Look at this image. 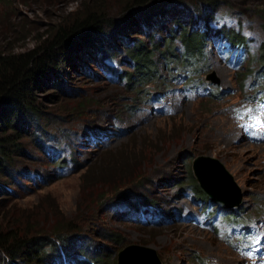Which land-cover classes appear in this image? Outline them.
<instances>
[{
    "label": "rangeland",
    "instance_id": "obj_1",
    "mask_svg": "<svg viewBox=\"0 0 264 264\" xmlns=\"http://www.w3.org/2000/svg\"><path fill=\"white\" fill-rule=\"evenodd\" d=\"M130 2L0 0V51L31 50L41 36L83 18L88 6L103 10L112 20ZM185 4L186 13L166 10L151 26L131 21L120 35L99 36L88 51L83 47L86 56L95 57V64L76 65L69 57L74 66L60 67L58 89L41 83L35 88L49 118L43 133L53 138L49 136L47 149L54 146L56 153L42 150L30 126L18 127L22 144L6 176L0 177V230L55 239L74 229L84 241L76 246L86 247L83 257L76 253L66 263L57 259L43 264H85L84 260L92 263L114 254L117 259L128 246L152 250L160 264H201V260L203 264H252L260 255L250 251L256 235L258 250L264 251V230L258 229V225L264 229V131L260 128L264 97L258 100L262 103L258 121L244 123L235 113L255 105L250 104L251 83H257L256 90L264 87L255 78L261 72L257 59L264 43V0H217L223 11L215 16L214 8L200 10L195 1ZM204 27L241 34L248 40L249 60L233 70L218 50L228 39L209 42L205 59L192 68L199 70V76L192 78L209 88L189 100L180 92L184 68L166 61L167 50L173 58L180 57V43L171 34L179 35L181 28L200 32ZM133 42L156 46L158 69L153 80L128 87L121 79L112 82L111 71L132 73L128 51ZM110 44L113 50L103 55ZM139 90L141 95L136 94ZM162 92L166 93L162 102L146 101ZM201 156L217 161L231 176L239 202L226 211L236 213L238 223L246 225L245 239L236 230L228 231L222 218L209 224L203 218L202 214L209 219L212 215L203 213L204 198H196L190 188L193 162ZM55 160H65V167L58 170ZM155 216L161 221L152 223ZM254 221L260 222L251 230ZM4 264H23V260Z\"/></svg>",
    "mask_w": 264,
    "mask_h": 264
},
{
    "label": "trees",
    "instance_id": "obj_2",
    "mask_svg": "<svg viewBox=\"0 0 264 264\" xmlns=\"http://www.w3.org/2000/svg\"><path fill=\"white\" fill-rule=\"evenodd\" d=\"M130 1L126 5L123 14L118 17H113L112 20L103 13V10H99L97 7L96 9H92L88 6L83 11V18L73 21L71 25L58 27L52 34L49 32L45 36H41L31 50L24 53H15L14 51L8 53L9 50L0 51V177L6 176L5 174L9 168L8 164L13 159L14 152L17 151L18 146L22 144L21 133L18 130L21 124H26L32 128L31 133L36 138L35 140L38 142V145L40 147V143L43 145L41 147L43 151L55 155L56 152L53 151L54 146L49 150L47 149L49 136L52 138V135L43 133V129L49 124V118L47 117L48 115L46 116V113L36 98L35 88L41 83L44 84V87L52 86L58 89L61 84L59 80L60 72L58 70L64 65L74 66L70 61L71 59H73L76 65L86 62L88 64H95V57L86 56L83 47H86L85 51H88V47L92 46L93 42L98 41L97 38L104 34L110 37L112 36V38L114 33L120 35V29L131 21H136L135 25L151 26L157 23L158 18L163 17V14L167 12L166 10L169 12L175 9H183L182 12L186 13L184 10L187 8L185 4L187 1H195L198 3L197 8L200 10H205L207 9L206 7L214 8L212 11L214 16L219 11H223L218 9L216 5L217 0ZM197 15L200 14L198 13ZM181 29L182 31L179 35L175 33L171 34L172 38L175 37L173 40L180 43L181 55L180 57L175 56L173 58L171 50L168 48L166 61H169L171 64L183 66L185 76L179 77L182 84L201 81L199 78H192V75L199 76V70H192V68L197 66L201 60L205 59V48L214 39L215 41L220 37L228 39L227 44L218 49L222 57L230 53V56L236 59L237 62L240 59L242 61L248 59V55L250 54L248 40L238 32H228L232 29L225 30L224 32L218 28V33H216L217 31L210 32L207 27H204L200 32H193L185 28ZM261 34L264 37V18L263 25L261 26ZM155 47L152 45L147 48L142 43L133 42L128 51L133 66L132 73L128 75H113L111 71V81L117 82L121 79L126 82L128 87H131L133 83L137 86H142L145 82L153 80L156 77L158 69V56L154 51ZM111 50H113V47L110 44L104 49L103 55H108L107 52ZM66 52H70V55H66ZM97 54L102 53L97 52ZM231 57L226 59L228 64L231 62ZM103 58L108 60L106 59L107 56H103ZM257 62L260 64L261 69L258 76L264 80V43L259 48ZM63 88H67L65 83ZM61 92L64 93L65 91ZM136 94L141 95V90L137 91ZM157 96L150 95L146 101L148 102L151 97L155 101ZM40 122L43 124L40 125ZM23 146H26L27 149L26 142ZM55 161H58L56 163L58 170H62L65 167L63 166L65 160ZM7 175L10 177L9 174ZM18 176H22V173H19ZM190 188L196 198L198 196L201 199L204 198L205 203L207 200L211 201V198L201 189L192 175H190ZM0 192H2V188H0ZM126 196L123 199H126ZM222 209L225 211L224 218L227 221H237L236 213L229 214L226 209ZM153 218L154 221L156 220L155 222L159 220V217L155 216ZM77 231L69 229V231H66V237L54 239L46 236L29 237V234L20 237L15 235L13 230H0V264H4V261L13 262L19 258L23 260V264H43L47 261L55 263L57 259L66 263L67 260L71 261V258L76 256V253L83 257L86 247H82L81 245L78 249L76 246L77 243L82 244L84 242L82 237L77 234ZM114 256L115 254L113 257L111 255H105L96 258L92 263H86L87 260H84V263L117 264V259ZM200 263L203 264V261L201 260Z\"/></svg>",
    "mask_w": 264,
    "mask_h": 264
},
{
    "label": "water",
    "instance_id": "obj_3",
    "mask_svg": "<svg viewBox=\"0 0 264 264\" xmlns=\"http://www.w3.org/2000/svg\"><path fill=\"white\" fill-rule=\"evenodd\" d=\"M193 177L214 202L232 208L239 202L238 190L231 176L215 160L198 157L193 162ZM117 264H160L155 253L147 248L128 246L118 253Z\"/></svg>",
    "mask_w": 264,
    "mask_h": 264
}]
</instances>
